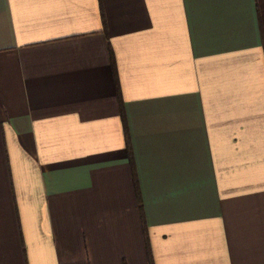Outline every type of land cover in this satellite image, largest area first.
<instances>
[{
    "label": "crops",
    "instance_id": "1",
    "mask_svg": "<svg viewBox=\"0 0 264 264\" xmlns=\"http://www.w3.org/2000/svg\"><path fill=\"white\" fill-rule=\"evenodd\" d=\"M0 264H264V0H0Z\"/></svg>",
    "mask_w": 264,
    "mask_h": 264
},
{
    "label": "trees",
    "instance_id": "2",
    "mask_svg": "<svg viewBox=\"0 0 264 264\" xmlns=\"http://www.w3.org/2000/svg\"><path fill=\"white\" fill-rule=\"evenodd\" d=\"M122 122H123V115H122ZM123 124H124V122H123ZM124 131H125V129H124ZM132 181H133V186H134V188L136 190L134 173H132Z\"/></svg>",
    "mask_w": 264,
    "mask_h": 264
}]
</instances>
